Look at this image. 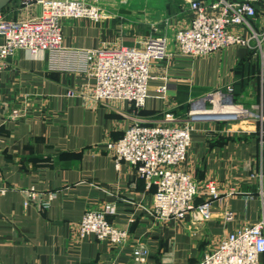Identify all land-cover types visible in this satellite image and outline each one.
Listing matches in <instances>:
<instances>
[{"label":"crops","instance_id":"crops-1","mask_svg":"<svg viewBox=\"0 0 264 264\" xmlns=\"http://www.w3.org/2000/svg\"><path fill=\"white\" fill-rule=\"evenodd\" d=\"M78 1L101 9L105 17L99 22L63 18L65 46L140 48L150 37L164 35L171 56L151 63L140 112L124 101H96L92 76L50 71L24 50L8 59L0 70V187L7 190L0 195V264H137L133 251L139 244L150 250L145 264H199L229 235L260 220V182L252 178L264 163L259 126H196L187 161L178 169L196 181L197 205L210 200L206 184L216 182L220 199L213 200L206 223L196 214L157 219L151 213L156 188H148L134 166L124 162L118 168L107 146L136 120L182 126L205 96L230 84L238 103L264 113L261 54L252 42V48L232 46L200 58L182 55L175 35L193 17L189 0H129L123 8L120 0ZM41 13L39 3L23 0L1 12L17 21ZM31 188L39 193L36 200L28 198ZM107 204L117 208L113 224L129 234L124 246L81 237L85 213Z\"/></svg>","mask_w":264,"mask_h":264},{"label":"built area","instance_id":"built-area-1","mask_svg":"<svg viewBox=\"0 0 264 264\" xmlns=\"http://www.w3.org/2000/svg\"><path fill=\"white\" fill-rule=\"evenodd\" d=\"M23 2L39 3L42 13L37 19L28 21L9 20L0 13V70L17 50H24L32 57L44 60L50 71L92 76L96 101H124L135 112L145 108L150 65L171 56L166 36H152L140 48L67 47L63 43V18H87L99 22L105 17L104 12L78 0ZM188 11L193 14L189 26L175 35L182 55L200 58L232 46L252 48L254 42L264 66V0H189ZM161 92H165V88ZM201 103L187 114L182 126H147L136 120L121 139L107 146L114 153L118 168L124 162L134 166L147 187L156 188L151 213L159 220H184L188 214H196L199 222H209L212 202L220 199L216 182L209 181L206 189L210 200L195 204L198 185L190 174L178 169L187 161L197 125L255 122L264 151V113L258 106L246 107L238 103L233 84L209 93ZM172 119V116L167 117V120ZM252 178L260 182V220L229 235L199 264H264V163ZM6 192L0 187V195ZM27 195L30 200H36L39 193L31 188ZM55 197V193L49 195L50 200ZM30 200L25 202V207L29 206ZM117 214L114 204L86 212L80 224L81 237L93 235L98 240L124 246L129 234L113 224L112 218ZM233 218V214H227L228 221ZM149 256L150 250L142 244L133 251L137 264H145Z\"/></svg>","mask_w":264,"mask_h":264},{"label":"water","instance_id":"water-1","mask_svg":"<svg viewBox=\"0 0 264 264\" xmlns=\"http://www.w3.org/2000/svg\"><path fill=\"white\" fill-rule=\"evenodd\" d=\"M15 0H0V13Z\"/></svg>","mask_w":264,"mask_h":264},{"label":"rangeland","instance_id":"rangeland-1","mask_svg":"<svg viewBox=\"0 0 264 264\" xmlns=\"http://www.w3.org/2000/svg\"><path fill=\"white\" fill-rule=\"evenodd\" d=\"M121 4L119 2V6H121V8L125 7V6H129V0H120Z\"/></svg>","mask_w":264,"mask_h":264}]
</instances>
